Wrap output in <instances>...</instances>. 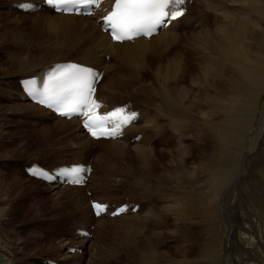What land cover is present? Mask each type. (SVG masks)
I'll use <instances>...</instances> for the list:
<instances>
[{"label": "bare ground", "instance_id": "1", "mask_svg": "<svg viewBox=\"0 0 264 264\" xmlns=\"http://www.w3.org/2000/svg\"><path fill=\"white\" fill-rule=\"evenodd\" d=\"M26 1L13 3L23 5L28 3ZM114 1L109 0L110 6ZM43 10L49 11L46 8ZM52 13L55 15H46L38 22L44 20L46 30L63 38L61 46L68 48L69 57L74 54L80 57H57L45 62L36 57H16L7 62L8 72H1L0 79H14L16 76L18 81L34 77L54 63L77 62L103 72L96 96L106 110L127 104L140 114L138 122L125 130L124 138L94 141L82 135L78 122L63 120L31 103L20 89L19 102L14 99L17 93L13 94L14 86L9 91L0 92L2 107L25 111L22 115L9 113L13 120L23 117L29 122L25 125L34 124L38 131L48 132L54 127L53 132L63 136L68 144L64 151L67 148H82L77 136L66 138L71 130L84 137L89 144L109 146H103V150L96 153V159L91 164L94 171L89 184L96 171L107 173L109 161L127 149L126 137L130 139L142 135L141 140L133 143L134 155L143 164L139 170L141 177L126 186L127 192L133 193L129 197L137 200L125 202L139 204V211L136 215L107 217V220L102 216L90 224L95 225L93 236L97 237L100 232L113 233V239L121 242L119 244L125 252L112 254L110 250V261H106L104 258L109 257L107 252L110 247L107 249L108 245H99L101 247L92 248L94 252L87 264H264V0H191L185 14L164 31L149 39L140 38L121 44L111 43L92 17L75 18ZM194 27L197 28L195 32L189 31ZM177 28H181L179 34L174 31ZM187 42L190 44H183ZM91 50L98 55L90 54ZM157 53L162 54L159 65L154 62L144 64L145 57H154ZM44 54L41 55L52 56L55 53ZM105 56H109L108 61H105ZM32 66L36 68L32 69ZM107 75L110 80L105 83ZM110 83L113 85L110 86ZM31 106L38 113L26 114L33 109ZM138 125L142 127L140 132H136ZM38 136L41 139V135ZM172 141L179 142L183 147L168 151L172 153V161L167 166L165 162V167L160 169L164 172L158 174L155 171L163 160L160 162V159L156 161L152 158L150 142L156 145ZM62 155L65 152L59 156ZM147 157L149 166L144 164ZM98 159H101L104 170ZM50 160L53 159L40 160L49 164L48 167L42 166L50 171L81 162L78 158L68 162ZM105 163H108L107 167ZM148 170H151L154 179L148 178ZM8 174L14 177L17 172L11 168ZM108 180L103 176L100 182L104 187L89 189L93 200L103 202L102 199L111 195L112 192L106 188ZM10 181L8 178L6 183L0 181V185L5 184L0 186V195L6 193L14 196L16 201L27 197L24 193L27 186H20L14 180L9 189ZM26 182L44 186L42 189L38 187V190L47 194L52 207L54 204L59 208L66 205L77 215L80 212L87 214L84 205L89 206V203L84 191L75 195L80 193L79 187H57L30 178H26ZM72 192H75L74 195ZM144 198H156L160 206H155L157 209L153 210L148 208L146 216L140 217L146 205ZM113 204L118 206L123 203ZM14 206L18 207L17 204ZM7 211L0 204V264H25L20 256H13L15 244L12 248L9 243L12 239L1 234V222L8 215ZM15 218L16 214L12 220ZM160 227L164 228L163 232ZM82 229L81 226L75 227L72 232ZM142 229L147 230L145 235L141 234ZM73 235L81 240L73 242L67 251L87 243L76 233ZM29 241L24 242L22 250L28 249ZM44 246H47L49 254L59 259L40 258L39 261H44V264L48 260L53 264H64L63 261L69 259H77L74 262L78 264L83 262L79 260L80 255L64 254V240ZM165 246V251L161 253L160 249Z\"/></svg>", "mask_w": 264, "mask_h": 264}, {"label": "rangeland", "instance_id": "2", "mask_svg": "<svg viewBox=\"0 0 264 264\" xmlns=\"http://www.w3.org/2000/svg\"><path fill=\"white\" fill-rule=\"evenodd\" d=\"M16 1H19V0H0V74H1V72H2V74H5V72H8V70H7V64L8 63L7 62H9V60H12L13 58H16V57L17 58L18 57H23V58H25V57H30V58L36 57L39 59H43V62L50 60L52 58H57V57H69L70 55H68L67 50H66L68 48L61 46V45H63V43H62L63 38L61 39V37L58 36V33H56V32L46 30L47 24L45 23L44 20L42 22H38L39 20H41L42 17L44 18L46 15L49 17L50 15H55V14H53L50 10L46 11L43 9L36 11L34 13H22V12L17 11L16 8L14 7L17 3L14 4L13 2H16ZM27 1H36V0H27ZM189 6H190V4H189ZM65 17H71V16H65ZM75 18H79V17H75ZM180 29L181 28L175 29L174 30L175 33L179 34V32L181 31ZM196 30H197V28L194 27L189 31L195 32ZM55 34H57L56 39H54ZM188 35L191 36L192 34L188 33ZM57 39H59L58 41L61 42L62 44L59 43L57 41ZM182 39L183 38H181V40ZM55 40H56V42H55ZM190 42L183 43V44L188 45V44H190ZM43 51L45 52V54L49 53V52L55 53V54L52 56H42L41 54L44 53ZM148 53H149V50H148ZM90 54L98 55V53L93 51V50L90 51ZM34 55H36V56H34ZM77 55L78 54H74L73 57H69V58L78 59L77 57H80V56H77ZM82 56H84V55H82ZM107 57H109V56H107ZM161 57H162L161 53H157L154 57L149 55V56L145 57L144 64H145V62L146 63L147 62H154L156 65H159L161 62ZM105 58H106V56H105ZM108 60H109V58L108 59L106 58L105 61H108ZM152 65H153V67H155L154 64H152ZM31 68L35 69L36 67L32 66ZM105 78H106L105 83L109 82V80H110L109 75H107V77H105ZM1 80L7 81V82H2L3 84L0 83V92L9 91L14 86V88H16V89H14L13 94L15 92H17V93H15L16 97H14V99H16L19 102V100L17 99V97L20 96V94L18 92V91H20V90H18L19 89V87H18V81L19 80L17 81L16 76L14 79L12 77H7L4 79H0V82H1ZM111 85H113V84L110 83V86ZM103 94H105V93L103 92ZM2 106H4V104L0 105V122H2V124L0 125V181H2L3 183H6L7 178L9 180H11L9 183L10 185H8L9 189H10L11 184L14 180L18 184H20V186H23V187L27 186L24 189V193H25V195L27 194L26 195L27 197L20 198L18 201H16L14 196H9L6 193H4V194L1 193V195H0L1 207L4 208L5 211L8 210L7 212H9V213H6L8 215L4 218L5 220L6 219L7 220L6 221L2 220V222H1V228L3 230V231L1 230L2 231L1 234L3 236H6L5 238H8L10 240L12 239L9 242L10 245H12V248L14 247L13 244H15V247L18 248L17 249L14 247L15 250H13V252L14 251L15 252L12 253L13 256L15 258H18L20 256V259L22 261L24 260L25 264H37L38 262H39V264H41V263L44 264L43 263L44 261H41V262L39 261V259L43 258V257L47 258V259H51V260H59L56 256H54V255L52 256L51 254H49L47 252L48 248H47V246H44V244L47 245V244H50L53 242H58L60 239L64 240V244L66 245L64 247V254L73 255V254L68 253L67 249L69 246L73 245L72 244L73 242H77V241L81 240V239H77V237L75 235H73V232H72L75 227H79V226H81V227L84 226L86 228L88 227V228L92 229L91 230L92 236L90 239H86L87 243L84 244L81 248L75 247V248H77V251L74 254L81 256L82 260H81V258L79 260L83 261L82 264H87L86 261L89 260V257L94 252V251L92 252V248L94 250L95 249L94 247H96V246L101 247L103 245H108L107 249H109V247H110V249L107 252L109 257L104 258L106 261H110L111 253L113 254V253H116L119 251L123 252L124 249L122 248V244H119L121 242H116L117 239L116 240H115V238L113 239V237H114L113 233L109 234V232H106V233L100 232L97 237L95 235L93 236V231H94L95 225H90V224H92V222H94V220H97V219H94L90 215L91 214L90 213V207L87 206V204L84 205V208L87 211L86 215H84L82 212L78 213V215H77V214H75L74 209L69 208L66 205H61V207L59 208V206L54 204L56 207L53 205V207H54L53 208L50 200L47 198V194L45 192L41 191V189L44 188V186H42L39 183H37V184L29 183V182L27 183L26 178H28V177H26L24 174L25 165L29 164V162L31 163L32 161H34V162H37L38 164H40L41 166L42 165L45 166L47 163L42 162L40 160L49 159V158L53 159L50 161H61V162H68L70 160L78 158V160H80V161H84V162L88 161V162H90V164H93V162L96 159V153H98V152L100 153L103 150L102 147L107 146V145H105L103 143L102 144H98V143H90L89 144L86 142L87 138L84 136V134L81 133L86 139L84 137H79V135H77V133L75 131L71 130V132L70 131L68 132L69 135L67 134L68 136L66 138L73 139V136H77V139L78 138L80 139V143L82 144V148L81 149L77 148L74 150L67 148V150L64 151L65 147L68 144L65 143L66 141H64L63 136H59L57 133L53 132L55 130L54 127H53L54 129L51 127L48 132H45L44 130L38 131L39 129L36 126H34V124H31V126L25 125L24 123L29 124V122H27L25 120V118L19 117V118H17V120H13L10 117L12 115H22L25 113L24 110H22L20 108L6 109ZM28 106H30V105H28ZM32 108L33 109L26 112V114H29L32 112L38 113V110H36L34 107H32ZM9 113H11L12 115H10ZM7 115H8V117H7ZM49 123H52V122H49ZM48 126H50V125H48ZM142 126H143V124H142ZM69 128L73 129V127H70V126H69ZM27 129H32L34 131H30ZM141 129H142V127L140 125H138V127L136 128V132L142 131ZM50 130H51V132H50ZM73 132H74V134H73ZM38 134L41 135V139H40V136H38ZM65 136H66V134H65ZM130 139L128 137H126L125 140L128 143L127 144L128 147H127V149L125 148V150L122 151V154L118 155L116 158L114 157L111 161H109V166L106 165L108 163H105V167L108 166L107 167L108 169H106L107 173H104V172L99 173L100 170L96 171V174L94 175L93 179L92 180L90 179V184L88 181V184L86 187H84V188L79 187L80 193L75 194V195H79V194L83 193L82 192V190H83L84 194L87 198V201L89 203L90 200H93L91 198L92 194L90 193L89 189H93V188L98 187V186H103L102 182H100V179H101V177L105 176L107 180L108 179L111 180V181L108 180L109 184H107L108 186L106 188H109V190L112 193H111V195L109 194L110 195L109 197L102 199L103 202H108L111 206H114L113 203H123L124 204L125 202H128V201L137 200L135 198L133 199V198L129 197V195H131L133 193L127 192L126 186H127V184H130L133 181H137L141 177V173L139 170H140L141 165H143V164L141 163V160L139 161V158L134 155V153H136V150L133 149L134 148L133 147L134 142L132 140L133 138H130ZM92 142H94V141H92ZM165 143L162 142L161 144L157 143L155 145L153 142L152 143L150 142L151 147H153L152 151H151L152 158L154 157V159H156V161L157 160L159 161V159H160V162H161V160H163L162 161L163 164L157 163L158 165H161V166H158L159 167L158 170L155 171L158 174L163 173L164 171H162V170L160 171V169H163L165 167V164L167 166L168 164L171 163L170 161H172V156H170L172 153H169L168 151L169 150L171 151V149L173 151H177L176 149H180L183 147L177 141H175V142L172 141L171 143H168V142H165ZM188 144H190V143H186L185 145H188ZM107 147H109V146H107ZM174 148H176V149H174ZM46 150H47V152H46ZM54 150H56L55 153H54ZM159 150L161 151L160 154H159V152H160ZM204 150H205V148H204ZM163 151L165 152V154ZM62 152H65V155H62L60 157L59 155L62 154ZM162 156H163V158H162ZM134 157H135V159H134ZM148 160H149V158L147 157L144 160V164L145 165L147 164L149 166ZM98 161H100V166H102V169L104 170V165H103L101 159H98ZM46 166L48 167L49 164ZM11 168L16 170V172H17L16 176L19 179L15 178L16 176H14V177L13 176H7V175H9L8 169H11ZM150 172H151V170H148L146 173L148 175V178L152 179L153 175H151ZM120 176H122V177H120ZM127 178H129V179H127ZM113 181H114V183H113L114 186H113V184H110ZM96 184H98V185H96ZM4 185L1 184L0 186H4ZM38 187L41 189L38 190ZM32 189H34V191ZM87 189L89 190L88 192H87ZM36 190H37V192H36ZM44 190H46V189H44ZM46 191H49V189ZM59 192H62V191H59ZM73 193H75V192H72V194ZM88 193H90L91 195L89 196ZM148 199L149 198H147V199L144 198V203L146 205L143 206V210H142L141 214H139L140 217L142 215L145 217L146 213H148L149 209L150 210L157 209V207L160 206V205H158V202H157L158 200L156 198L155 199L157 201L155 199H152V200L151 199L148 200ZM153 200L156 202L154 203ZM15 204H17L18 207H15L14 206ZM153 204H155L154 207L155 206H157V207L154 208ZM149 206H151V207H149ZM136 213H134V214L136 215ZM14 214H16V218L13 221L12 217L14 216ZM127 214H130V213H127ZM103 217L105 218L104 220L108 219L105 216H103ZM160 219L162 220V216H160ZM161 220H159L160 224L162 223ZM161 226H162V224H161ZM7 227H10V228H7ZM7 229H10V231L12 233L9 232V230H7ZM163 229L164 228L160 227V230L162 232H163ZM143 230L144 229L141 230L142 231L141 234L145 235L147 233V230L146 231L145 230L143 231ZM6 231L9 235L6 233ZM11 234H12V236H11ZM142 235H141V237H142ZM58 236H59V238H58ZM107 236H109L110 240L108 239ZM27 240H30L29 241L30 243H28L29 244L28 249L22 250L23 244H24V242H27ZM111 240H112V242H111ZM91 241H92V244H94L95 246H93L91 244ZM113 242H114V244H113ZM104 243H106V244H104ZM111 243H112V245H111ZM99 245H101V246H99ZM30 246H33L32 247L33 251L30 249ZM120 248H122V249H120ZM165 249H166V246L161 248L160 249L161 253H163L165 251ZM257 251L258 250L256 249L255 252H257ZM85 252H86V256H84ZM124 252H125V250H124ZM74 260H77V259H74ZM74 260L69 259V260H66L63 262H64V264H78V262L77 261L74 262Z\"/></svg>", "mask_w": 264, "mask_h": 264}, {"label": "snow or ice", "instance_id": "3", "mask_svg": "<svg viewBox=\"0 0 264 264\" xmlns=\"http://www.w3.org/2000/svg\"><path fill=\"white\" fill-rule=\"evenodd\" d=\"M85 2L95 4L97 0H44L49 8L66 14H84L79 5ZM184 3L185 0H115L111 11L103 17L102 22L112 40L116 42L132 40L135 36H150L157 25H163L165 21L170 22L183 16ZM100 75L94 69L79 64L57 65L50 81L51 94L46 95L39 102H56L60 99V92L70 91L74 93L76 102L72 106L58 107L59 114L67 116L72 112L78 113L83 117V127L93 138H116L123 134L119 130L132 123L137 114L130 113L127 109H116L104 114L98 111L101 104L94 98V93ZM33 83L34 81L31 80L25 81L29 86ZM29 91H32L33 95L37 94L30 87ZM31 171L34 176L43 179L53 178L42 169L34 168ZM86 171L90 169L76 164L59 169L57 174L65 177L68 183L80 184L83 182L82 173ZM104 207L93 204L94 210H103ZM96 214L100 215L101 212L97 211Z\"/></svg>", "mask_w": 264, "mask_h": 264}]
</instances>
